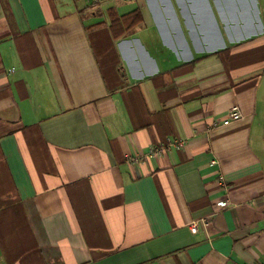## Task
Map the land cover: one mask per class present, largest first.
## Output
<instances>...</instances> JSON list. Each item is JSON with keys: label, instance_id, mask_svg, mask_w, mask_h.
I'll list each match as a JSON object with an SVG mask.
<instances>
[{"label": "crops", "instance_id": "crops-1", "mask_svg": "<svg viewBox=\"0 0 264 264\" xmlns=\"http://www.w3.org/2000/svg\"><path fill=\"white\" fill-rule=\"evenodd\" d=\"M263 263L264 0H0V264Z\"/></svg>", "mask_w": 264, "mask_h": 264}, {"label": "built area", "instance_id": "built-area-1", "mask_svg": "<svg viewBox=\"0 0 264 264\" xmlns=\"http://www.w3.org/2000/svg\"><path fill=\"white\" fill-rule=\"evenodd\" d=\"M85 1L91 3L92 5L97 6V5L102 4L104 0H85ZM238 117H239V113L238 112H233L232 113V118L233 119H238ZM166 149H167V147H165V146H157L155 149H153L151 151L150 157H158V156L164 154L165 151H166ZM140 160H142V158L136 157L134 159H131L130 160V163L136 164V163H139ZM226 206H227V203L226 202H223V203L220 204V207H222V208H224ZM191 232L194 233V234L197 232V224L196 223H194L191 226Z\"/></svg>", "mask_w": 264, "mask_h": 264}]
</instances>
